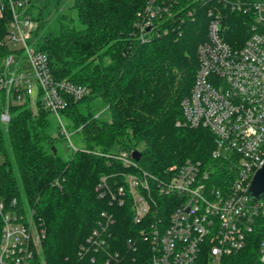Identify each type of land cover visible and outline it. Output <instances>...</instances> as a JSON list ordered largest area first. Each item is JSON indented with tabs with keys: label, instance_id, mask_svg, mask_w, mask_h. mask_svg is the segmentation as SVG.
<instances>
[{
	"label": "trees",
	"instance_id": "trees-1",
	"mask_svg": "<svg viewBox=\"0 0 264 264\" xmlns=\"http://www.w3.org/2000/svg\"><path fill=\"white\" fill-rule=\"evenodd\" d=\"M144 3L73 0L69 10L61 9L59 0H30L27 5L37 23L35 47L48 55L53 75L90 89L62 111L67 126L80 135L82 145L76 149L67 145L66 152L58 151L54 133L62 132L39 102L13 105L8 122L0 123L5 199L16 197L22 209H32L43 229L30 264H149V243L139 235L148 219L133 220L128 196L118 204L100 195L101 177L114 190L124 184V174L135 171L109 156L115 150H139L137 164L155 174L186 159L214 163L211 132L176 123L182 119L180 101L194 79L205 21L201 18L203 34L194 33L200 24L195 19L133 42L132 23ZM227 19L228 41L241 42L244 16L230 13ZM7 22L8 15L0 18V61L11 51L4 41ZM103 213L110 216L109 223ZM95 230L104 244L94 250L86 238ZM259 240V232L249 234L245 246L223 256L220 264H264ZM83 246L89 249L83 251Z\"/></svg>",
	"mask_w": 264,
	"mask_h": 264
},
{
	"label": "built area",
	"instance_id": "built-area-1",
	"mask_svg": "<svg viewBox=\"0 0 264 264\" xmlns=\"http://www.w3.org/2000/svg\"><path fill=\"white\" fill-rule=\"evenodd\" d=\"M29 1L0 0V18L8 15L4 41L11 49L0 65V123L8 122L13 105L39 102L69 138L62 111L90 89L53 75L48 55L33 41L37 23L27 11ZM230 13L244 16L241 42L228 41ZM199 15L205 18V38L196 48L197 68L180 101L178 124L211 132L214 163L186 159L155 174L137 164L134 149H119L109 156L135 171L124 174V184L114 190L101 177L100 195L118 204L128 196L133 220L148 219L139 235L149 243V264H220L254 232L260 233L264 262V195L248 196L252 176L264 162V1L145 0L130 37L145 42ZM221 166L227 170L217 171ZM104 216L109 223L110 216ZM43 235L33 210L22 209L16 197L7 201L0 183V264H30ZM86 244L95 250L104 240L95 230Z\"/></svg>",
	"mask_w": 264,
	"mask_h": 264
},
{
	"label": "rangeland",
	"instance_id": "rangeland-1",
	"mask_svg": "<svg viewBox=\"0 0 264 264\" xmlns=\"http://www.w3.org/2000/svg\"><path fill=\"white\" fill-rule=\"evenodd\" d=\"M262 1H264V0H262ZM72 3H73V0H59L60 8L61 9H65V10L66 9H68V10L71 9L70 6L72 5ZM201 18L204 19V21H205V18L203 17V15H199V16L196 17V21L199 20L200 24H197V26L194 29V33L203 34V25H202L203 22H202ZM204 28H205V26H204ZM240 38H241V40L243 39L242 36ZM0 65H1V61H0ZM11 67H13V66H11ZM101 113H103V112L101 111ZM61 117L63 119V122H66V119H65L63 114H61ZM179 121L180 120H178L176 123H178ZM66 129H67V133H69V138H67L66 135H64V134L54 133V135L57 137V139L55 140L56 141L55 143H56V146L58 147V151L60 153L61 152L64 153V152L67 151V148H68L67 145L71 148L70 142L75 147H81V145H82V141H81L79 133H77L76 131L70 129L67 126V122H66ZM23 203L25 205L24 200H23ZM23 209L25 210V208H23ZM39 249H40V239L36 243L35 252L38 253Z\"/></svg>",
	"mask_w": 264,
	"mask_h": 264
},
{
	"label": "water",
	"instance_id": "water-1",
	"mask_svg": "<svg viewBox=\"0 0 264 264\" xmlns=\"http://www.w3.org/2000/svg\"><path fill=\"white\" fill-rule=\"evenodd\" d=\"M141 153L137 149L132 151V156L135 160H138ZM264 195V162L254 172L250 185L248 187V196L251 200H256Z\"/></svg>",
	"mask_w": 264,
	"mask_h": 264
}]
</instances>
